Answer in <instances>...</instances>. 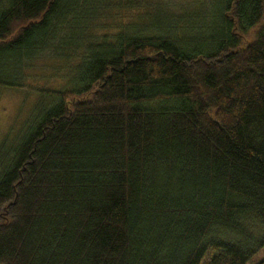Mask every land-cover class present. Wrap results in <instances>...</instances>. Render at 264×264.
Returning <instances> with one entry per match:
<instances>
[{
  "label": "trees",
  "instance_id": "trees-1",
  "mask_svg": "<svg viewBox=\"0 0 264 264\" xmlns=\"http://www.w3.org/2000/svg\"><path fill=\"white\" fill-rule=\"evenodd\" d=\"M111 1L0 0V86L93 39ZM213 2L86 43L71 86L40 90L0 145V264H247L264 247V0Z\"/></svg>",
  "mask_w": 264,
  "mask_h": 264
},
{
  "label": "rangeland",
  "instance_id": "rangeland-1",
  "mask_svg": "<svg viewBox=\"0 0 264 264\" xmlns=\"http://www.w3.org/2000/svg\"><path fill=\"white\" fill-rule=\"evenodd\" d=\"M204 1L208 2L210 6L207 8L210 10L213 0H114L106 5L107 8L101 7L95 18L97 28L93 30L96 34L93 39H81L77 44V51L74 47L58 49L56 42L53 48L22 66L23 87L0 86V145L8 137L7 147H10V143L22 132L25 123L36 110L37 101L41 96L40 90H58L71 86L73 69L86 54V43L97 41L103 35L112 38L117 32L137 22L148 23L146 17L156 10L174 16L177 21L185 12L198 5L203 6ZM158 21V19L151 20V22ZM180 24L184 25V23ZM64 30L67 31V28ZM153 30L149 28L150 32H154ZM179 30L174 34L180 37L186 35L184 31ZM45 102H48L47 99ZM262 259H264V247L255 253L247 264H255Z\"/></svg>",
  "mask_w": 264,
  "mask_h": 264
}]
</instances>
